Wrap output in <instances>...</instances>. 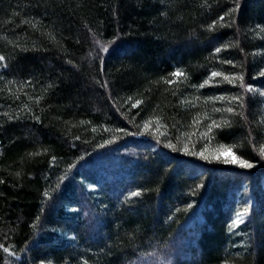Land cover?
Instances as JSON below:
<instances>
[{"label": "trees", "instance_id": "1", "mask_svg": "<svg viewBox=\"0 0 264 264\" xmlns=\"http://www.w3.org/2000/svg\"><path fill=\"white\" fill-rule=\"evenodd\" d=\"M0 55V264H264V0H0Z\"/></svg>", "mask_w": 264, "mask_h": 264}, {"label": "snow or ice", "instance_id": "2", "mask_svg": "<svg viewBox=\"0 0 264 264\" xmlns=\"http://www.w3.org/2000/svg\"><path fill=\"white\" fill-rule=\"evenodd\" d=\"M220 19H223V17H221ZM213 23H215V21H214ZM216 51H220V49L217 48ZM4 60H5V57H4L3 55H0V61H4ZM226 63H231V61H226ZM180 74H181V73L179 72V70H177V72L174 73V75H180ZM260 74H261V75H264V71H261ZM212 75H213V76H217V75H221V73L213 72ZM238 79H239V81L243 84L244 77H243L242 75H240V76L238 77ZM169 82H171V81H169ZM233 82H235V81H233ZM200 86L203 87V85H200ZM245 87L247 88V90H248L249 92L253 91V88H252V85H251V84L245 85ZM261 95L264 96V93H261ZM232 99H233V100H236V101H239L241 107L244 106V101L241 99L240 96H234V97H232ZM137 103H139V101H138ZM227 111H228V112H234L235 109H233V108H228ZM145 123L147 124V122H145ZM213 123H215V122H213ZM209 130H211V126H209ZM168 147H170V148H174L175 145L169 143V144H168ZM180 150H183V151H185V152H188V151H189V149H188L187 146H184V147H183L182 149H180ZM189 154H191V155H198V154H201V155H202V153H196V152H190ZM261 154L264 155V147L261 148ZM204 158H205V159H208V157H204ZM216 158L219 159V156H217ZM224 162H225V163H237V164H240L242 167H245V168H251V167H253L252 163H251L249 160H247V159H243L242 157H235V158H232V159H225ZM92 187H94V185H93ZM139 194H140V191H139V190H138L137 192H133V193H131L132 196H137V195H139ZM45 195H47V193H45ZM248 212H249V206H248V205H245V207H244V209H243V212H242L241 214L238 215V219H239L240 217H242V216L247 215ZM241 222H242V220H241ZM0 247H4V246H3V245H0ZM5 250L7 251L8 249H5ZM12 254L15 255V253H12ZM41 264H44V262L41 261ZM85 264H87V262H85Z\"/></svg>", "mask_w": 264, "mask_h": 264}, {"label": "rangeland", "instance_id": "3", "mask_svg": "<svg viewBox=\"0 0 264 264\" xmlns=\"http://www.w3.org/2000/svg\"><path fill=\"white\" fill-rule=\"evenodd\" d=\"M262 93H264V92H262ZM262 98H263V100H264V96H262ZM215 156H216V157L219 156V158H222L223 161H224L225 159H232V158L237 157V156H236L231 150H229V149H222V150H220L219 152H217ZM228 164H237V163H228ZM237 165H240V164H237ZM86 185H87V187H88L90 190H94V189H95V187H92L93 185H90V184H88V183H87ZM245 205H248V206H249V212H250V209H251V203H250V201L247 202V203H244V204H242V205H240V206H238L237 209H236V213L234 214V219H233V225H234V226H238L239 224H241V223L245 220L246 216L248 215L249 212L247 213V215L242 216V217H240V218L238 219V215L241 214V213L243 212V209H244ZM241 220H242V222H241Z\"/></svg>", "mask_w": 264, "mask_h": 264}]
</instances>
